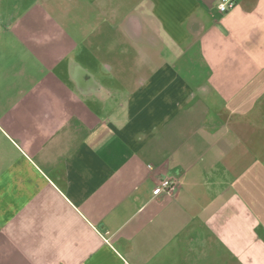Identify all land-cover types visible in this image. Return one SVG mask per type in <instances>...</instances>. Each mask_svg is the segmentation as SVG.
I'll use <instances>...</instances> for the list:
<instances>
[{
    "label": "crops",
    "instance_id": "0c3cea01",
    "mask_svg": "<svg viewBox=\"0 0 264 264\" xmlns=\"http://www.w3.org/2000/svg\"><path fill=\"white\" fill-rule=\"evenodd\" d=\"M218 1L0 0V264H264V0Z\"/></svg>",
    "mask_w": 264,
    "mask_h": 264
},
{
    "label": "rangeland",
    "instance_id": "374dc122",
    "mask_svg": "<svg viewBox=\"0 0 264 264\" xmlns=\"http://www.w3.org/2000/svg\"><path fill=\"white\" fill-rule=\"evenodd\" d=\"M15 14L4 7L0 11V20L2 22L0 26V84L2 83L1 75L3 72L9 70V68H15V61L23 51L22 45L13 39L14 34L6 24L7 20Z\"/></svg>",
    "mask_w": 264,
    "mask_h": 264
},
{
    "label": "built area",
    "instance_id": "2783aa9c",
    "mask_svg": "<svg viewBox=\"0 0 264 264\" xmlns=\"http://www.w3.org/2000/svg\"><path fill=\"white\" fill-rule=\"evenodd\" d=\"M235 2L233 0H219L217 3V8L220 13H224L234 7ZM173 178H164L160 181V187L159 190H166L172 185H174L176 182Z\"/></svg>",
    "mask_w": 264,
    "mask_h": 264
}]
</instances>
